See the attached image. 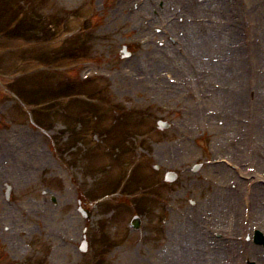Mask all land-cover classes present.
<instances>
[{
  "label": "rangeland",
  "instance_id": "374dc122",
  "mask_svg": "<svg viewBox=\"0 0 264 264\" xmlns=\"http://www.w3.org/2000/svg\"><path fill=\"white\" fill-rule=\"evenodd\" d=\"M41 1L42 6L48 2V14L57 17V31L64 28L74 32L65 34L63 30L61 50L70 52L78 46L84 55L97 62L92 69L93 77L86 84L100 98L104 93L108 101L104 103L101 99L100 106L120 105L126 110L124 119L128 122H123L122 127H115L112 120L103 127L116 146L108 147L106 152L101 145L93 143L87 152H77L72 157L74 167L70 172L75 173L79 184L83 183V194L88 200L93 197L104 201L107 193L117 192L108 204L119 206L107 207L106 203L93 207V221L84 220L76 211L72 181L64 176L60 182L57 172H63L62 168L54 151L48 150V146L56 149L53 141H57V135L44 129L35 134L28 132L29 138L15 133L13 127L25 123L30 116L17 102L12 106L9 102L4 104L8 100L7 84L11 77L0 74V130L6 132L0 131V177L7 174V168L12 172L0 178V264H190L186 258L198 250L207 252L208 261L213 259L208 252L212 231L243 237L253 227L261 226L264 230L263 213L261 218L243 217L240 204L244 195H240L234 207L236 186L232 183L244 186L246 181L229 164V167L205 165L198 173L186 174L185 169L198 161L224 157L241 165L246 175L252 174V179L259 176L264 180V157L253 163L251 154L264 146L261 142L264 139V0H198L203 5L197 8L201 11L195 9V16L173 12L171 2L179 0ZM19 6V0H0V22L8 14L17 16ZM76 29L84 32L76 33ZM178 36L182 37L181 46L177 45L179 53L176 51ZM189 39L196 52L204 51L199 63L191 58ZM124 43H131V48L137 50L136 56L127 59L121 56ZM205 44L207 47L203 48ZM7 45L5 36L0 35L1 71L7 69L10 58L5 53ZM45 48H39L41 54L57 55V64L66 58L69 65L77 66V59L62 54L59 44L57 52H45ZM14 62L19 65L13 64V71L23 65V56L16 54ZM82 65L77 68L80 70ZM206 68L212 69L209 78L204 72ZM9 70L11 67L6 71ZM216 72L225 74L222 82L215 78ZM36 75L39 78L27 81L32 89L37 82L41 87L47 83L43 75ZM19 86L21 83L14 89ZM76 86L72 85L71 90L77 91ZM235 89L240 92L243 110L219 112L223 109L224 96L235 93ZM60 111L58 106L57 115L50 111L52 118L43 113V123L76 124L73 117L64 110L59 114ZM159 115L168 116L173 127L159 130L156 127ZM87 128L91 129L92 125L87 124L84 130ZM13 133L15 138L9 142ZM29 143L32 146H27ZM249 144L254 149L247 157L245 147ZM9 149L13 157L6 155ZM155 164L161 167L160 171L154 168ZM167 169L179 172L178 179L169 185L163 181ZM5 183H12L14 187L9 203L5 200ZM89 185L92 186L89 188ZM131 194L135 198L133 203ZM52 196L56 197L57 205L52 202ZM255 196L258 191L250 198L254 211L264 207V202ZM123 201L131 204L124 206ZM163 204L165 212L161 220ZM214 207H226L230 211L223 219L220 216L214 220L211 215ZM232 209L235 213H231ZM141 212L144 223L137 232L131 228L130 220L134 213ZM85 225L89 227L90 248L84 254L80 247ZM205 228L211 234H205L206 230L202 233ZM178 232L181 236L187 232L196 234L191 238L196 241L190 248H182L187 244L182 242L179 250L183 254L175 258L173 248L178 246ZM169 235L174 240L164 250ZM243 245L240 243L239 252L234 255L229 250L232 255H222L224 258L218 262L248 264V259H242L246 253ZM257 248L248 257L264 264L259 260L264 256V246Z\"/></svg>",
  "mask_w": 264,
  "mask_h": 264
},
{
  "label": "bare ground",
  "instance_id": "6f19581e",
  "mask_svg": "<svg viewBox=\"0 0 264 264\" xmlns=\"http://www.w3.org/2000/svg\"><path fill=\"white\" fill-rule=\"evenodd\" d=\"M169 1V0H168ZM172 4H170L171 5V7L173 8L172 9V11L173 12H177L176 14L177 15H182V16H187V15H191V14H194V16L196 15L195 14V9L197 10V11H201L200 9H197V8H199V7H201V6H199V5H203L202 3H200L198 0H179V1H174V2H171ZM182 3V4H181ZM179 17V16H178ZM205 17H211V15H206ZM180 18V17H179ZM186 23H188V22H186ZM202 27V26H201ZM204 30V29H203ZM205 31V30H204ZM182 38V37H181ZM183 40V39H182ZM179 43H180V40L178 41ZM188 45L190 46L189 47V52H190V54H191V58L192 59H194L196 62H198L199 63V59H200V55H201V53H204V51H202V50H198V52H196V50L194 49V45L192 44V40H190L189 39V43H188ZM202 47L203 48H206L207 47V44H205V45H202ZM216 51V50H215ZM218 52H220L219 50H217ZM222 53V52H221ZM201 62H203L202 60H200ZM188 68H189V66H188ZM205 71V75H206V77L207 78H209V76L212 74V69H210V70H208L207 68L206 69H204ZM215 75V78L217 79V81H220V82H222L223 81V79H222V76H225V74L224 73H215L214 74ZM230 81V78L226 81V82H229ZM208 82V81H207ZM222 84V83H221ZM211 86V83L209 82V87ZM209 87H207V88H209ZM206 88V89H207ZM238 88V87H237ZM208 91V90H207ZM235 93H231V94H229L228 96L226 95V96H224V98L222 99V101H221V106H222V108L223 109H220L219 110V112H222V110H225L224 112H227L228 114L229 113H231V112H236V111H238V112H241L242 110H243V104H241V101H240V99H241V95H240V92H237V89H235V91H234ZM235 94H236V96L237 97H235ZM237 98H238V100H237ZM235 104V105H234ZM220 115H221V113H220ZM242 140L243 139H240V141H241V143H242ZM261 142L262 143H264V139L263 140H261ZM237 147H239L238 145H236V148ZM262 148L261 149H259V150H254V153L252 152L251 154L253 155V163H255V162H257V160H262L263 159V157H264V146H261ZM242 149V148H241ZM251 149H254V147L253 146H251L250 144L249 145H246V147H245V151H246V155H247V157L249 156V153H250V151H251ZM244 184V183H243ZM240 186H242L241 184L239 185V187ZM253 188H254V191H253V194L255 195L256 193H257V191H258V196H255L256 198H258V199H260L261 201H263L264 202V186L263 185H261V184H254L253 185ZM237 195H235V199H234V201H235V204H234V207H236V205H237V201H238V199L240 198V195L239 196H237ZM252 207H254V205L252 206ZM252 207H250L251 208V216L252 217H260V215L263 213V216H264V207H259V209H256L254 212H252ZM232 208V207H231ZM240 208V207H239ZM214 209H215V211H214V213H213V219L214 220H218V217H222V216H224L225 215V211H226V207H214ZM218 209V210H217ZM219 209L221 210V209H224L222 212H219ZM244 210V209H243ZM236 210L235 209H232V212L234 213ZM261 212V213H260ZM261 218V217H260ZM264 223V222H263ZM184 226V225H183ZM184 232H186V230L184 231ZM179 234L181 233V232H178ZM220 233H222V234H228V233H224V232H220ZM180 236H181V234H180ZM178 237L177 238V244H178V246H175L174 248H173V251L171 250V252H173V255H175L174 257L175 258H178L177 256H180V255H182L183 253L179 250L180 248H179V246H181L182 245V242H186L187 244L186 245H184V247H182V248H190L191 247V244L192 243H195V241L193 242L192 241V237H194V235H191L189 232H187L186 233V236L185 235H182L181 237ZM184 236H185V238H184ZM173 238H174V236H173ZM184 239V240H183ZM228 244H227V246H228V248L226 247V246H224L221 250H223L222 251V253H218V252H216V253H214L213 254V259L212 260H210V261H208L206 258H208V257H206V251L205 250H198L196 253H194V254H192V255H190V257H187L186 259L187 260H189V262H190V264H197L198 262H201L202 264H214V263H216V264H224V263H222V262H218L219 260H221V257L220 256H224V255H226V256H230V255H232V253H230L231 251H229V250H232V252H233V255H234V253L235 252H239V243L240 242H231V241H229L228 240ZM188 243H189V245H188ZM231 243V244H230ZM171 244H172V242H171ZM173 244H175V243H173ZM183 246V245H182ZM245 246V245H244ZM258 249L256 246H250L249 248H248V246H246L245 247V250H246V253L245 254H243V256H242V259H247V258H249L248 256L250 255V252H251V250L252 249ZM224 253V254H223ZM227 254H229V255H227ZM216 258H218V260L215 262V259ZM251 260V259H250ZM259 260H261V259H259ZM194 261H195V263H194ZM205 261V262H204ZM264 261V260H263Z\"/></svg>",
  "mask_w": 264,
  "mask_h": 264
}]
</instances>
